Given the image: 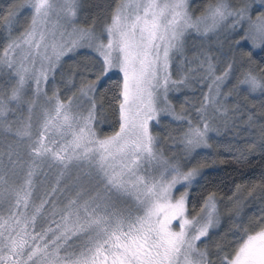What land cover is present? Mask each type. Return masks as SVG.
Segmentation results:
<instances>
[{"label":"snow or ice","instance_id":"6c2138e0","mask_svg":"<svg viewBox=\"0 0 264 264\" xmlns=\"http://www.w3.org/2000/svg\"><path fill=\"white\" fill-rule=\"evenodd\" d=\"M0 264H264V0L0 7Z\"/></svg>","mask_w":264,"mask_h":264},{"label":"trees","instance_id":"16d2710c","mask_svg":"<svg viewBox=\"0 0 264 264\" xmlns=\"http://www.w3.org/2000/svg\"><path fill=\"white\" fill-rule=\"evenodd\" d=\"M8 0H0V7H2L5 3H7ZM228 154H225V157H227ZM222 168H231L232 164L229 162L223 166H221ZM223 174V173H222Z\"/></svg>","mask_w":264,"mask_h":264}]
</instances>
